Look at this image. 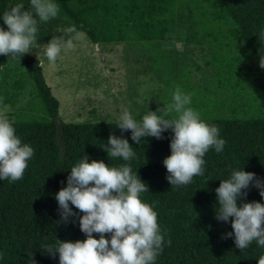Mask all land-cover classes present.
<instances>
[{
	"label": "trees",
	"instance_id": "16d2710c",
	"mask_svg": "<svg viewBox=\"0 0 264 264\" xmlns=\"http://www.w3.org/2000/svg\"><path fill=\"white\" fill-rule=\"evenodd\" d=\"M59 6L56 18L38 20L36 44L52 38L65 40L64 30L75 26L93 45L128 44L136 47L146 69L162 85L161 107L172 102L177 87L191 96L189 107L202 121L219 129L226 141L217 153L210 148L203 159V175L187 185H170L163 165L171 155L173 132L162 138L142 137L140 144L131 131H121L118 119L63 123L58 119V102L42 78L39 62L28 54L22 57L0 55V108L13 107L24 83L30 84V97L10 121L22 144L34 150L23 178L11 182L0 179V264H59V254H49L57 240L84 241L79 218L74 213L61 220L56 194L67 187L70 170L84 156L88 162L107 166L127 164L132 174L145 183L148 192L142 202L157 213L162 251L154 264H257L264 248L253 241L248 248L235 246L232 218L216 219L219 204L215 190L233 171L254 173L264 182V0H52ZM16 4L30 11V0H0V28L7 30L3 14ZM184 30L187 42L207 44L209 53L197 83L190 81L184 51L161 48L167 35ZM198 70L196 65H193ZM14 77V78H13ZM13 78V79H11ZM246 88V89H245ZM246 90V93H245ZM162 100V99H161ZM158 106V107H157ZM148 111L133 115L140 119ZM109 136L126 139L134 151L129 161L107 155ZM250 182L237 200L264 204L259 189ZM93 238L100 235L93 233ZM105 239L111 238L104 234ZM170 241V244H169Z\"/></svg>",
	"mask_w": 264,
	"mask_h": 264
},
{
	"label": "clouds",
	"instance_id": "9594fccd",
	"mask_svg": "<svg viewBox=\"0 0 264 264\" xmlns=\"http://www.w3.org/2000/svg\"><path fill=\"white\" fill-rule=\"evenodd\" d=\"M30 5L35 17L24 10L23 4H16L3 14L7 30L0 28V55L15 58L29 53L36 44L38 20L47 22L60 11L52 0H30ZM64 32L66 36H75L67 40L54 37L45 44L44 54L50 63H55L62 49H72L73 40L82 35L75 26ZM260 66L264 68V62H260ZM190 103L191 96L177 87L172 93V102L163 108L148 111L140 119H134L125 110L118 120L117 127L121 131L130 130L131 139L137 144L142 137L161 139V133L172 130L171 155L163 161L170 185H187L194 176L203 175L205 153L210 148L220 153L226 143L218 138L219 129L202 121L199 112L189 107ZM33 155L34 150L21 143L12 123L0 112V179L11 182L22 179ZM107 155L129 161L134 151L126 139L109 136ZM254 179V173L233 171L215 190L219 204L216 219L228 222L232 218L233 232L227 236L234 234L235 246L241 251L253 241L264 248V204L252 202L237 207L238 198L246 195L242 190ZM253 186L264 199V182L255 179ZM144 192H148L146 184L137 174H132L127 164L109 167L95 160L89 163L84 156L71 168L67 187L61 189L55 199L63 222L74 215L69 202L83 213L79 227L87 238L82 242L57 240L56 248L49 247L47 252L58 253L59 264H154L162 251L164 237L160 234L157 213L139 198ZM93 233L100 238H93ZM104 234H110V240L105 239ZM30 264H35L31 257ZM257 264H264V255Z\"/></svg>",
	"mask_w": 264,
	"mask_h": 264
},
{
	"label": "rangeland",
	"instance_id": "374dc122",
	"mask_svg": "<svg viewBox=\"0 0 264 264\" xmlns=\"http://www.w3.org/2000/svg\"><path fill=\"white\" fill-rule=\"evenodd\" d=\"M73 43L72 49L61 50L55 63L47 60L45 45L33 46L27 53L39 62L44 83L58 102L57 114L61 122L119 120L125 110L137 115L158 103L161 107L162 85L146 69V62L136 47L123 43L96 46L83 34ZM161 48L184 51L193 83L198 82L201 71H210L203 66L202 60L210 48L207 44L199 46L187 42L184 30L167 35ZM29 97L30 84L27 82L18 92L15 105L1 107L0 112L12 121Z\"/></svg>",
	"mask_w": 264,
	"mask_h": 264
}]
</instances>
